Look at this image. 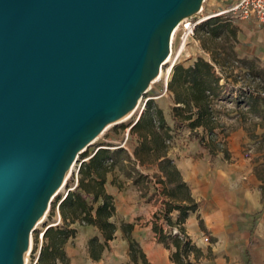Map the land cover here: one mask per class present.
<instances>
[{"label": "water", "instance_id": "1", "mask_svg": "<svg viewBox=\"0 0 264 264\" xmlns=\"http://www.w3.org/2000/svg\"><path fill=\"white\" fill-rule=\"evenodd\" d=\"M202 3L0 0V264L23 263L73 163L137 105Z\"/></svg>", "mask_w": 264, "mask_h": 264}, {"label": "trees", "instance_id": "2", "mask_svg": "<svg viewBox=\"0 0 264 264\" xmlns=\"http://www.w3.org/2000/svg\"><path fill=\"white\" fill-rule=\"evenodd\" d=\"M204 14H209L203 9ZM225 16V17H224ZM227 14L210 15L196 25V36L201 46L210 54L207 59L196 56L184 64L176 62L172 67L167 89L172 92L171 127L153 97L146 99L139 117L129 131L136 135L132 153L121 145L101 141L92 151L80 153L77 184L68 189L64 197L56 196L50 203L51 210L58 202L61 224L47 227L42 234V244L35 264H69L64 250L66 240L76 234L70 224L94 225L98 233L87 239L86 249L92 259H99L108 241L119 227L128 242L131 261L138 259L147 264L145 252L131 235L133 223L113 219L116 206L112 193L105 183L108 172L117 168L146 196L155 201L152 230L159 242L170 250L169 257L175 264H204L202 259L213 256L210 245L206 250L198 245L187 232L185 221L190 213L198 210L199 202L191 194L188 183L181 175L168 148L176 132L187 128L194 132L209 153L222 152L225 159L229 151L219 138L216 129L224 124L216 104L222 100L235 101L241 107L240 116L248 136L253 139L258 154L254 158V173L260 180L261 198L264 194V38L252 47L249 40L240 37V25L234 24ZM253 22V20H247ZM237 46V47H236ZM253 53L252 57L242 55ZM149 91V89H148ZM246 121L250 125H246ZM261 128V132L256 129ZM141 166L154 167L152 173L143 172ZM73 177L68 178L67 186ZM158 183L148 193L150 184ZM153 184V185H154ZM50 216V215H49ZM201 230L207 231L203 219L197 215Z\"/></svg>", "mask_w": 264, "mask_h": 264}, {"label": "crops", "instance_id": "3", "mask_svg": "<svg viewBox=\"0 0 264 264\" xmlns=\"http://www.w3.org/2000/svg\"><path fill=\"white\" fill-rule=\"evenodd\" d=\"M169 93H171L170 98L158 106L162 108L167 123L173 127L175 124L171 116L173 98L172 92L169 91ZM151 94H154V91H151ZM187 132L190 130L182 128L175 133L169 145L168 154L174 158L182 177L191 189V194L196 199L197 197L205 201L211 199L215 203L213 208L203 212L205 224L215 230L220 229L221 221H225L226 226L230 227L224 236L225 245L230 247V251L224 254L216 252L215 247L210 246L213 258H209V264H264V194L261 198V182L254 173V163L247 157L231 156L229 159L219 158L214 161L196 157L194 150L198 147L190 148L192 150L190 151L185 145L188 139ZM190 144L194 146V140H191ZM110 179L111 175L108 172L105 187L113 194V191L107 188ZM148 202L152 203V201ZM156 205V203L149 204L150 209L142 213L145 217L144 222L137 220L139 222L134 223L131 219L128 220L133 223L131 235L145 252L147 264H175L169 257V248L157 240L152 230L151 218L158 208ZM57 210L60 215L58 207ZM189 223L193 224L191 229L194 231L200 228L198 220L195 221L192 213L186 218L185 226ZM70 225L77 231L63 245L69 264H104V257L109 247L118 253L119 262L128 264L130 259L127 253L128 242L119 227L115 230V236L108 241L101 257L92 259L88 255L86 243L90 236L98 233L97 228L92 224H81L78 220ZM237 225L241 227L239 236L236 234ZM243 249L245 255L241 253ZM106 262L109 264L108 261ZM130 264L139 263L138 260L133 262L130 259Z\"/></svg>", "mask_w": 264, "mask_h": 264}, {"label": "rangeland", "instance_id": "4", "mask_svg": "<svg viewBox=\"0 0 264 264\" xmlns=\"http://www.w3.org/2000/svg\"><path fill=\"white\" fill-rule=\"evenodd\" d=\"M234 0H203L202 3V13L203 9L207 12L213 13L228 7ZM204 14V13H203ZM225 17V16H224ZM232 23L240 25V32H244V35L240 37L249 40L254 47L257 41H260L264 38V22H260L254 20L253 22H248L247 20L242 19H235L233 17H229ZM175 47L173 48V52L171 54V59H175L176 62H183L184 64H188L192 62L196 56L200 55L207 59L210 58V54L203 49L200 43V39L198 36H195L193 39H190L180 50V52L176 51V43L174 44ZM237 47V46H236ZM242 55H247L248 57H252L253 53H247L244 51ZM260 63H264V59H259ZM167 64L162 66V73L159 77L155 79L154 82L150 84L149 91H147L138 101L137 108L133 112V114L127 118L119 119L117 122H111L105 126V128L100 132L97 137L94 139L92 143H90L86 149L92 151L96 148L101 141L106 143H111L113 145H121L125 147L129 152L132 153L134 145L136 144V135L129 131L130 125L139 117L140 113L144 108V103L146 100V96H153L154 102L158 105L160 103H164L167 101L171 93H169L168 89L164 88V76L163 73L166 70ZM164 69V70H163ZM151 91H154V94H151ZM216 107L220 110V120L224 124L223 130L221 132V127H218L216 130L219 131V138L224 141V145L227 147L229 151V158L231 156L237 157H247L250 159L251 162L255 164L253 161L255 156L258 154L256 151V146L254 145L253 139H251L246 130L243 127V121L241 120L240 111L241 107H239L235 101L229 100H222L216 104ZM246 125H250L249 121H246ZM257 132H261V128L256 129ZM186 136L188 139L185 143L188 146L189 150L197 148L195 151L196 157H204L205 159H210V161H214L216 159L221 158L222 160L225 159L222 152H218L216 154L209 153L208 149L200 143L194 132H187ZM191 140H194V146H191ZM196 144V145H195ZM85 149V150H86ZM192 151V150H190ZM80 157V156H79ZM228 158V159H229ZM80 159L76 160L73 163V167L70 171V174L67 176V179L73 177L76 172V168L78 166V162ZM143 172L152 173L154 167H140ZM111 179L110 182L107 184V188L110 191H113V196L116 205V213L113 216V219L119 224L122 220H132L134 223H137L140 220L144 222L145 217L142 214L146 210L150 209L149 204L154 205L156 202L151 200L152 203H149L146 200V196H141V191L138 186L134 185L130 178L125 177L117 168H114L110 172ZM72 184V182L70 183ZM150 184V188L148 193L154 191V187L156 184ZM67 189V186H63L59 192L58 196H61ZM199 202L198 210L192 213V217L197 222V215H200L203 218L204 225L207 231H203L200 228L197 230H192L191 226L192 223L189 225L186 224V228L190 233L192 239L204 250H206L207 246H214L216 252L227 254L230 251V247L225 245V232L230 228L226 226L225 221L220 222V229H215L208 227L205 224V218L202 216L205 210L209 208H213L215 203L211 201V199H207L206 201L202 198H198ZM149 203V204H147ZM159 203V202H158ZM156 203L157 205H159ZM156 205V206H157ZM50 215V216H49ZM126 216H128L126 218ZM59 219V220H58ZM49 222H58L57 224H61V217L58 214V210L54 207V211L51 210L50 206L45 214V217L36 224L35 229L32 231L31 234V246L26 254V259L24 264H35L37 260V256L39 254V249L42 244V238L39 236L43 228ZM198 225V224H197ZM190 226V227H189ZM237 235L241 233V227L237 225L236 227ZM128 253V251H127ZM213 253V251H212ZM242 255H245V250L241 251ZM116 255V256H115ZM118 253H116L111 247H109L106 256L104 257V264H123L119 262L117 259ZM129 257V256H128ZM213 258V256L211 257ZM209 259H202L201 262L204 264H209ZM103 263V262H101ZM138 263L142 264L140 259H138ZM130 264V259L128 261Z\"/></svg>", "mask_w": 264, "mask_h": 264}, {"label": "built area", "instance_id": "5", "mask_svg": "<svg viewBox=\"0 0 264 264\" xmlns=\"http://www.w3.org/2000/svg\"><path fill=\"white\" fill-rule=\"evenodd\" d=\"M202 8L198 10L193 15L186 16L182 18L177 25L174 27L171 33V39H170V51L168 54L169 58L173 52V48L175 47L176 43V51L180 52L182 50L183 46L190 40L193 39L196 36V25L201 22L202 20L206 19L210 15H216V14H227L235 19H242V20H257L260 22H264V0H234L228 7L221 9L219 11L209 13V14H203ZM169 62L166 75L164 76V88L167 89V82L170 78V69L172 65L175 63V59H171V61L167 60ZM156 79V78H155ZM155 81V80H154ZM153 81V82H154ZM150 88V86H149ZM148 88V89H149ZM153 96H146V99ZM146 101V100H145ZM80 164V160L78 162V166L76 168L75 175L73 176L72 184L67 186L66 191L61 195V198L65 196L68 189L74 188V186L77 184V177H78V167ZM56 208L58 207V202L56 203ZM59 220V219H58ZM42 238V231L39 235Z\"/></svg>", "mask_w": 264, "mask_h": 264}, {"label": "bare ground", "instance_id": "6", "mask_svg": "<svg viewBox=\"0 0 264 264\" xmlns=\"http://www.w3.org/2000/svg\"><path fill=\"white\" fill-rule=\"evenodd\" d=\"M167 60L171 61V57L167 58ZM161 69H162V67L160 68V70H159V72H158L156 78L159 77L160 74L162 73ZM163 70H164V69H163ZM167 70H168V68H166V70L164 71V73H163L162 76H165V75H166ZM136 108H137V105H136L132 110H130L127 114H125L121 119H123V118H127V117L131 116V115L133 114V112L136 110ZM72 167H73V165H72ZM72 167H71V169H72ZM70 171H71V170H70ZM70 171H69L68 175L70 174ZM68 175H67V176H68ZM61 188H62V187H61ZM61 188H60V189H61ZM60 189H59V190H60ZM42 219H43V218H42ZM42 219H41V220H42ZM41 220H39V221H41ZM30 246H31V239L29 240L28 248H27V250H26V252H25V254H24V256H23V263H22V264H24V262H25L26 254H27L28 250L30 249Z\"/></svg>", "mask_w": 264, "mask_h": 264}]
</instances>
